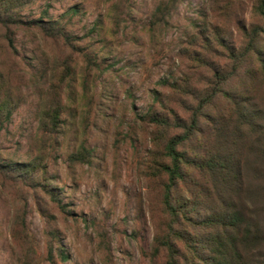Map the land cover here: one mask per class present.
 Instances as JSON below:
<instances>
[{"label": "rangeland", "instance_id": "rangeland-1", "mask_svg": "<svg viewBox=\"0 0 264 264\" xmlns=\"http://www.w3.org/2000/svg\"><path fill=\"white\" fill-rule=\"evenodd\" d=\"M225 1L34 0L17 14L39 21L14 29V56L0 31L4 88L18 97L0 131V264H162L151 257L161 179L151 169V126L140 118L159 112L174 82L191 74V51L212 26L241 45L228 17L236 9L248 26L254 0H232L219 17ZM213 63L230 64L224 55ZM62 65L71 72L63 83ZM54 92L62 111L57 132L47 133L40 118ZM80 145L89 161L71 163ZM43 176L64 213L36 186ZM203 201L192 210L204 214Z\"/></svg>", "mask_w": 264, "mask_h": 264}, {"label": "trees", "instance_id": "trees-1", "mask_svg": "<svg viewBox=\"0 0 264 264\" xmlns=\"http://www.w3.org/2000/svg\"><path fill=\"white\" fill-rule=\"evenodd\" d=\"M33 1L0 0L1 39L7 55L15 54L14 29L39 21L22 20L17 14ZM162 8L167 9L165 2L156 11L162 14ZM231 8L232 0H226L223 12L217 9L216 14L226 18ZM232 14L229 26L240 33L241 45L235 49L226 42L229 30L212 26L213 34L199 38L198 49L191 51V60L198 64L191 74L174 82L159 112L149 110L140 118L151 126V169L161 179L162 218L153 219L157 226L151 247L156 263L264 264V0H254L248 26ZM223 55L230 64L215 65L213 59ZM5 65L15 75L12 62L6 59ZM70 74L69 65H62L60 82ZM198 80L204 84L201 89ZM4 83L0 71V131L18 101ZM60 102L54 92L50 110L40 118L43 131L57 132ZM88 156L80 145L69 158L71 163H87ZM36 186L51 205L65 212L44 176ZM202 198L208 200L200 205L204 214L192 210Z\"/></svg>", "mask_w": 264, "mask_h": 264}]
</instances>
